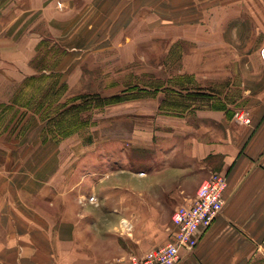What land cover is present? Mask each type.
Returning <instances> with one entry per match:
<instances>
[{
  "label": "crops",
  "instance_id": "crops-1",
  "mask_svg": "<svg viewBox=\"0 0 264 264\" xmlns=\"http://www.w3.org/2000/svg\"><path fill=\"white\" fill-rule=\"evenodd\" d=\"M162 24L196 25L197 54L207 38L259 40L251 55L261 80L252 78L244 105L168 84L106 90L126 86L111 72L143 48L156 53L148 41L168 37ZM190 27H176L180 37ZM263 50L264 0H0V264L143 256L170 240L176 208L220 172L223 212L180 264H264ZM241 109L250 123L233 115ZM126 152L135 172L91 182L101 153L107 162ZM97 198L98 210L85 202Z\"/></svg>",
  "mask_w": 264,
  "mask_h": 264
},
{
  "label": "rangeland",
  "instance_id": "rangeland-1",
  "mask_svg": "<svg viewBox=\"0 0 264 264\" xmlns=\"http://www.w3.org/2000/svg\"><path fill=\"white\" fill-rule=\"evenodd\" d=\"M192 25L194 24H174V26L172 24H162L161 26H164L163 30L168 33V37L166 39L148 41L150 42L148 46L157 45L156 53H151L149 48H143L144 50H142L141 55L136 56L138 59L135 62L131 61V63L127 64L125 71L111 72V75L115 74L116 78H120L121 80L124 78L126 86L105 89H110L114 92H123L141 88L140 86L135 87L134 85L144 86L153 84L155 86L157 84H168L173 87L175 90H173L174 93L180 95L183 94L182 92H186V90H205L220 94L230 106L238 107L244 105V100H246L245 96L247 95L246 88H252L250 86L252 78L261 80V73L257 75L254 70L257 68L258 60L255 56L251 55L254 52H258L259 40L241 37L222 39L207 38L205 42V46L207 47L205 53L197 54L196 48L202 46V44L197 38L196 30L191 29V27H196V25ZM183 26H191L190 30L186 31V33L191 35V38L180 37ZM176 27H181V29L179 30ZM225 34L229 35L228 32ZM201 67H205L206 69L204 68L200 71L199 69ZM203 83H205L204 86ZM66 102V105L70 103L69 98ZM62 103L65 105V102ZM240 111H243V109L234 111L233 115H236ZM145 125H149V121H145ZM47 126L53 129L54 122L51 120L48 121ZM46 137H49V135ZM96 162L95 167L99 166V170L91 178V182L95 183V185L102 182L101 178L105 171L112 173V171L125 170L132 174L137 169L130 152H126L125 156L117 154L114 158L108 159L107 162L105 161V153H101L99 155V161L97 160ZM101 185L103 184L101 183ZM101 189V186L97 189L92 187L87 197H90L93 193H99ZM85 202L97 210L102 206V201L101 199L98 200V198L93 201L98 205L92 204L87 199ZM112 202L115 205L117 204L115 199H112ZM83 205L85 204L83 203ZM159 211H161L159 213V223H162L159 225V228H164L166 226H164V222H167L168 216L162 212L160 207ZM108 212L111 211L109 210ZM135 236L136 238H132L130 244L136 246L137 249L139 247L138 245L144 244L146 236L142 230L136 233ZM124 243L127 244L125 241Z\"/></svg>",
  "mask_w": 264,
  "mask_h": 264
},
{
  "label": "built area",
  "instance_id": "built-area-1",
  "mask_svg": "<svg viewBox=\"0 0 264 264\" xmlns=\"http://www.w3.org/2000/svg\"><path fill=\"white\" fill-rule=\"evenodd\" d=\"M264 58V50L262 52ZM237 120L250 123L245 111L236 114ZM227 174H213L202 183L195 198L180 204L173 216L174 231L170 240L143 256H132L109 264H180L182 251L191 254L202 234L222 214L225 205Z\"/></svg>",
  "mask_w": 264,
  "mask_h": 264
}]
</instances>
